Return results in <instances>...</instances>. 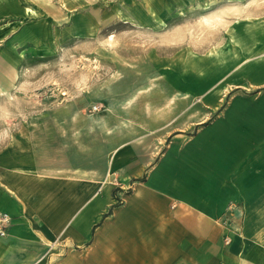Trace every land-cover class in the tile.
Returning <instances> with one entry per match:
<instances>
[{
    "label": "crops",
    "instance_id": "0c3cea01",
    "mask_svg": "<svg viewBox=\"0 0 264 264\" xmlns=\"http://www.w3.org/2000/svg\"><path fill=\"white\" fill-rule=\"evenodd\" d=\"M205 97L213 117L154 135L80 125L75 140L72 122L106 119L74 114L18 131L0 155V264H264V87Z\"/></svg>",
    "mask_w": 264,
    "mask_h": 264
},
{
    "label": "rangeland",
    "instance_id": "374dc122",
    "mask_svg": "<svg viewBox=\"0 0 264 264\" xmlns=\"http://www.w3.org/2000/svg\"><path fill=\"white\" fill-rule=\"evenodd\" d=\"M263 87L264 0H0V155L44 115L154 135Z\"/></svg>",
    "mask_w": 264,
    "mask_h": 264
},
{
    "label": "built area",
    "instance_id": "2783aa9c",
    "mask_svg": "<svg viewBox=\"0 0 264 264\" xmlns=\"http://www.w3.org/2000/svg\"><path fill=\"white\" fill-rule=\"evenodd\" d=\"M8 220V215L6 213L3 214L2 218H1V222L3 223V225L1 226V230H0V233L1 234H5V229H4V226H5V223L6 221Z\"/></svg>",
    "mask_w": 264,
    "mask_h": 264
}]
</instances>
